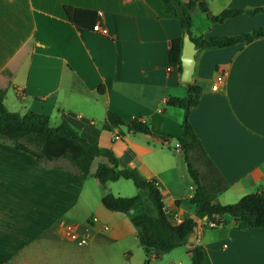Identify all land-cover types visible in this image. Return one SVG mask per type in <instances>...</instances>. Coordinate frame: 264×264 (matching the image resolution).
<instances>
[{
	"label": "crops",
	"instance_id": "0c3cea01",
	"mask_svg": "<svg viewBox=\"0 0 264 264\" xmlns=\"http://www.w3.org/2000/svg\"><path fill=\"white\" fill-rule=\"evenodd\" d=\"M192 1L204 2L211 14L264 7V0ZM64 5L95 12L93 24L106 32L71 23ZM261 25L264 11L221 22L200 10L191 15V34L205 38ZM180 35L177 19L160 0H0L2 102L10 111L46 114L51 126L65 120L87 141L108 148L117 168L153 180L171 223L196 217L193 243L201 246L204 264H264V229L243 227L228 215L210 225L205 214L193 213V185L175 139L182 109L165 103L184 94L186 81L168 63L170 40ZM187 82L200 87L188 121L226 182L215 200L225 204L264 192V35L197 49ZM106 110L125 122L136 117L154 134L126 124L106 127ZM106 161L95 156L87 175L78 178L63 160L37 164L0 140V264H187L192 244L146 256L129 214L102 207L104 191L136 192L129 179L100 183L93 177L96 164ZM134 210L154 214L144 190ZM60 221L89 225L90 238L76 244L62 234Z\"/></svg>",
	"mask_w": 264,
	"mask_h": 264
},
{
	"label": "trees",
	"instance_id": "16d2710c",
	"mask_svg": "<svg viewBox=\"0 0 264 264\" xmlns=\"http://www.w3.org/2000/svg\"><path fill=\"white\" fill-rule=\"evenodd\" d=\"M160 1L164 9L177 19L182 34L186 32L197 49L228 46L264 35V25L232 35L205 38L191 34V15L196 10L203 11L211 21L221 22L223 19L239 13L253 14L257 11H264L262 6L244 9L223 8L218 13L211 14L204 2ZM63 10L69 21L80 27L92 29V24L97 19V15L91 10L68 5H64ZM180 46L181 35L170 40L168 50V63L176 64L179 70ZM4 91V87L0 86V140H5L12 147L31 154L37 164H43L50 160H63L67 163L69 171L78 178H84L87 175L90 162L95 156H105L107 161L96 164L93 177L100 183L118 178L129 179L136 188V192L132 195L119 196L104 191L100 195L99 202L102 207L108 210L129 214L130 221L136 228V239L146 256L152 252L153 256L157 258L162 253L186 242L195 221L185 215L180 222L171 223L164 211L160 192L153 180L141 177L133 168H117L116 159L108 148L87 141L65 120L51 126L46 114L32 110H26L24 113L8 110L2 102ZM199 91L198 85L185 82L182 96H169L165 100L167 105L182 109L180 133L175 135V139L193 185L189 197L193 213L194 215L205 214L206 222L213 225L220 223L221 217L228 215L237 217L243 227L264 229L263 191L245 193L235 201L225 204L215 200L216 196L225 189L226 182L204 152L188 121L189 109L196 105ZM105 119L104 126L106 127L126 124L127 129L131 131L154 134L147 123L136 117L125 122L113 111L106 110ZM195 160L202 164V172L194 166ZM141 190L146 192V196L154 208V214L134 210L138 204ZM130 209L133 211L129 212ZM186 251L189 256V264H204L203 251L199 244L193 243L186 248Z\"/></svg>",
	"mask_w": 264,
	"mask_h": 264
},
{
	"label": "water",
	"instance_id": "95a60500",
	"mask_svg": "<svg viewBox=\"0 0 264 264\" xmlns=\"http://www.w3.org/2000/svg\"><path fill=\"white\" fill-rule=\"evenodd\" d=\"M196 51L197 48L194 46V42L190 39L189 35L186 32H184L181 36V46L179 52L180 80L186 82L190 80L191 73L193 70V64H194V54ZM192 219L195 221L196 217L192 216ZM232 219L238 220L237 217H232ZM195 231H196V225L194 224L186 238V241L189 244H193L195 240Z\"/></svg>",
	"mask_w": 264,
	"mask_h": 264
},
{
	"label": "built area",
	"instance_id": "2783aa9c",
	"mask_svg": "<svg viewBox=\"0 0 264 264\" xmlns=\"http://www.w3.org/2000/svg\"><path fill=\"white\" fill-rule=\"evenodd\" d=\"M92 30L97 31L101 34H104L106 32L105 28L99 23L93 24ZM168 69H170L169 66H168ZM210 87L211 89L217 88V86L213 84ZM91 220H94V217H91ZM209 224L213 225L210 222ZM59 228L65 237H67L69 240L75 242L78 245L85 244L87 240L90 238L91 233H92V230L89 225L80 226L79 224L73 223V222L60 221ZM102 228H105V227L102 226ZM149 255H153V253L150 252Z\"/></svg>",
	"mask_w": 264,
	"mask_h": 264
},
{
	"label": "rangeland",
	"instance_id": "374dc122",
	"mask_svg": "<svg viewBox=\"0 0 264 264\" xmlns=\"http://www.w3.org/2000/svg\"><path fill=\"white\" fill-rule=\"evenodd\" d=\"M194 166L200 171V172H202L203 171V166H202V164L198 161V160H195L194 161ZM128 182V181H127ZM131 182V181H130ZM148 259H149V257H147ZM150 261L152 260V259H149ZM152 262V264H166V262L165 261H163V259H161V261H159V260H155V261H151ZM184 264H186V261H185V263ZM187 264H189V259L187 260Z\"/></svg>",
	"mask_w": 264,
	"mask_h": 264
}]
</instances>
